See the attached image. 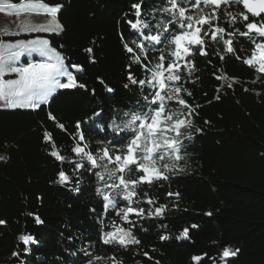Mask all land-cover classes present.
<instances>
[{
  "label": "trees",
  "instance_id": "16d2710c",
  "mask_svg": "<svg viewBox=\"0 0 264 264\" xmlns=\"http://www.w3.org/2000/svg\"><path fill=\"white\" fill-rule=\"evenodd\" d=\"M4 1L15 5L35 1L64 6L57 16L62 32L0 34V43L47 39L87 90L58 89L36 109L0 110V156L5 157L0 160V220L6 221L0 225V264H89L96 256H101L97 261L105 264H113L109 259L113 256L121 264H264V72L256 70L259 66L255 62L251 67L244 63L254 53L256 57L260 55L258 45L264 43V37L255 32L246 37L235 33L231 37L233 53L225 50L222 41L206 40L208 55H200L199 46H193L194 54L187 59L194 63V68H180V87L192 93L189 97L182 91L180 96L192 106V115L174 99L165 101L173 110L174 119L192 122L191 127L181 129L183 134L178 137L184 145L181 160L175 162L177 170L169 173V181L158 182L163 187L138 186V191L158 195L159 202L168 205V211L163 219L130 216L136 222L133 233L141 244L125 250L101 242L103 233L112 231L114 225L131 227L121 218L122 214H116L118 208L104 210V202L95 192L100 187L111 194L113 189L106 185L113 181H98L93 173L101 169H92L74 156L71 147L77 142V122L87 120L94 110H102L104 120L93 117L81 126L87 149L93 153H99L117 136L125 135L121 128L127 117L123 113L143 110V92L147 89L124 88L129 63L137 78L150 75L135 62L143 60L144 53L131 43L134 37L125 22L133 19L130 6L137 0ZM194 3L195 0L184 3L190 15L198 13L191 7ZM163 6L164 0H143V8L150 16L154 7ZM241 12L248 15V21L239 16ZM228 13L237 17L235 24ZM219 19L220 26L228 32H244L248 22L264 24V13L253 17L242 4L230 0L220 11ZM153 23L166 26L163 17ZM121 34L134 48L133 53L125 51ZM161 47L167 68L174 46H154L148 42L149 69L160 63ZM89 48L91 54L86 51ZM93 55L96 62L90 63ZM71 64L82 65L84 70L72 69ZM64 82L67 81L62 79ZM174 83L168 82L169 86ZM108 86L114 93L106 91ZM169 91L170 87L166 88L165 95ZM196 128L202 131L197 133ZM45 133L50 135L49 140L44 139ZM167 135L175 137V132ZM52 151L65 159L57 161L50 154ZM77 162L85 167L77 170ZM163 163L171 166L174 160L158 161L157 166ZM60 171L68 174L70 183L58 182ZM137 175L133 172L126 178L135 179ZM167 191L179 192L180 196L167 197ZM124 203L118 202L119 206ZM140 206L147 210L156 205ZM209 212L212 215H206ZM36 217L42 223H37ZM163 224L167 228L160 226ZM192 224L199 227L191 228ZM185 227L190 229V238H178ZM22 235L32 240L24 244L20 240ZM161 235L168 239L161 240ZM236 249L239 251L235 256H223L225 250ZM13 252L19 256H13Z\"/></svg>",
  "mask_w": 264,
  "mask_h": 264
},
{
  "label": "snow or ice",
  "instance_id": "6c2138e0",
  "mask_svg": "<svg viewBox=\"0 0 264 264\" xmlns=\"http://www.w3.org/2000/svg\"><path fill=\"white\" fill-rule=\"evenodd\" d=\"M186 2L187 0H164V6L154 7L152 9L153 15L151 16L144 10L143 0H137L136 3L130 6L131 10H134L130 13L133 19L126 20L125 22L129 25L134 37L131 43L135 45L136 49L144 53V59H137L135 62L141 64L142 70L150 72V75L146 78H137L132 72V64L126 65V79L128 82L124 84V88L131 90L132 86H138L140 89L146 88L147 91L143 92L145 105L142 111L137 110L131 113H123L127 117L126 122L121 128L125 132V135L123 137L117 136L110 144L103 147L99 153H93L87 149L81 126L92 120L93 117L103 121V111L94 110L87 120L78 121L76 124L78 136L74 137L77 142L71 147L72 154L86 161L92 169H101V171L93 173L98 181L105 183L106 180L113 181L106 185L108 188L113 189L111 194L105 193L100 187H97L95 192L102 198L104 210L118 208L116 214H122L121 218L131 225V227H116L114 225L112 231L104 232L101 237V242L104 245H119L120 248L127 250L131 245L141 244V241L133 233V227L136 226V222L135 220H130V216L153 219H163L166 217L168 205L160 203L158 195L143 189L138 191V186L148 185L151 188L155 184L157 188L163 187V184L158 182L169 181L171 179L169 173L177 170L175 162L181 160L184 145L178 137L183 134L181 129L191 127L192 122L188 119H174L173 110L167 106L165 101H172L174 99L176 104L189 109V116L192 115V106L180 96L182 91L189 97L192 95L191 91L180 87L182 79L180 68L184 67L187 69L189 65L194 68V63L187 59V57L194 54L193 46H199L200 55H208L206 40L210 42L222 41L225 45V50L228 53H233L235 51L233 48L234 40L231 37L235 33L239 32L240 36L246 37L250 33L255 32L259 37H264V24L248 22L245 24L247 31L244 32H240L239 29L228 32L226 28L220 26L219 13L223 9V6L229 4L230 0H195V3L191 7L198 10L197 15L188 14L189 9L184 7V3ZM235 2L242 4L246 12L251 13L253 17L264 13V0H235ZM34 6L31 3L28 5L29 8ZM39 7L43 9L46 15L53 18V22L47 27L40 26L30 28L29 30L37 32H62L64 30L62 25L55 23V19L64 6H46L40 4ZM2 8L3 3H0V10ZM205 9H208V11L205 12ZM20 11H23V9H19L15 14L19 15ZM157 13L159 16L156 15ZM164 13H167L168 16L164 17ZM8 14L11 15L12 13L9 12ZM228 16L231 22L235 24L237 17L231 13H228ZM239 16L244 21L249 20L248 15L244 12H241ZM161 17H163L166 26L158 27L153 21ZM176 28H179L180 31L176 32ZM121 39L125 41L123 34H121ZM148 42L154 46H163L165 43L174 46V51L169 52L171 59H169L166 69L163 64L165 55L162 52V47L159 49L161 50V55L158 57L160 63L155 64L151 69L148 68V64L146 63L148 59L146 51ZM123 46L126 52H134V48L129 46L127 41L124 42ZM258 47L261 51L259 55V67L256 70L264 72V43L259 44ZM86 51L90 54L92 53L91 48ZM25 52L29 54L37 52L40 56L47 57L48 62L29 63L27 67L15 66L13 62L18 60ZM217 54L220 53L217 52ZM220 58L223 60L224 56L220 55ZM236 58L240 59L239 56ZM256 59L257 57L254 53L252 57L245 59L244 63L251 67ZM180 61H183V64ZM95 62L93 55L90 63ZM70 67L80 72L84 70L82 65L71 64ZM9 73L16 74L18 78L4 79L5 75ZM61 77H66L67 82L62 83ZM216 78L220 79L221 77L217 76ZM97 79L100 83H104L102 78L97 77ZM169 81L175 83L169 86ZM191 82L194 83L195 81ZM77 87L87 90V86L78 83L77 78L65 66L64 58L49 47L47 39H36L0 46V101H3V108L36 109L41 104L46 103L57 89ZM169 87L170 91L165 95V89ZM228 87H231V85H228ZM106 91L114 93L115 90L108 86ZM91 92L93 95L95 94L94 89ZM216 98L219 99V97ZM151 105H155V107H151ZM117 117L119 118V114H117ZM105 130H107L106 124ZM173 131L175 132V137L167 135V133ZM201 131L200 128H196L197 133ZM44 139L49 140L50 135L45 133ZM118 140L119 143H117ZM50 154L57 161L65 159L56 151H52ZM4 159V156H0V160ZM165 159L174 160V163L171 166L163 163L158 167L157 162H162ZM102 161L104 163H101ZM109 164H115V167L109 168ZM75 167L79 170L84 168L85 165L77 162ZM133 172L139 175L135 179L126 178L128 174ZM58 182L68 184L71 181L68 174L60 171L58 173ZM165 195L167 197H179L180 193L167 191ZM121 200L125 202L123 206H119L118 204ZM141 204L156 206L146 210L145 207L140 206ZM92 211H95V209H92ZM206 215L210 216L212 213L209 212ZM36 222L42 223L39 217H36ZM3 224H6V221L0 220V225ZM160 226L167 228L166 224ZM190 227L198 228L199 226L192 224ZM189 231L190 229L185 227L178 238L189 239ZM160 239L166 240L168 237L161 235ZM20 240L24 244H28L32 240V237L22 235ZM238 251L239 249L235 251L225 250L223 256H235ZM13 256H19V253L13 252ZM145 256H147V253H145ZM100 259H102L101 256L94 257V260ZM109 259L113 261V264H121V262L116 261L115 256ZM94 260L90 261V264H94Z\"/></svg>",
  "mask_w": 264,
  "mask_h": 264
},
{
  "label": "rangeland",
  "instance_id": "374dc122",
  "mask_svg": "<svg viewBox=\"0 0 264 264\" xmlns=\"http://www.w3.org/2000/svg\"><path fill=\"white\" fill-rule=\"evenodd\" d=\"M0 3H3V5H5V7H3L2 10H0V34L4 36L34 33L37 31H30L29 29L34 28V27H40V26L47 27L51 22H53V18L46 15L43 9L39 7L40 4H44L42 2L29 1V2H21L20 4L15 5V4L6 2L4 0H0ZM30 3L35 6L29 8L28 5ZM46 6H49V5H46ZM19 9H23V11H20V14L16 15L15 13ZM9 12H11L12 14L9 15L8 14ZM55 23H58L57 18L55 19ZM50 33H56V32L54 31ZM36 39H44V38L35 37V38H30V39H20L16 41L1 42L0 46L8 45V44H17L19 42H27V41L36 40ZM35 60H38L39 61L38 63L48 62L47 57H42L37 52H33L30 54L25 52L24 55H22L18 60L14 61L13 63L17 67H27L28 64L26 63V61L28 63L37 64L35 63ZM254 62L259 66V55L257 56V59ZM16 78L18 77L14 73L6 74L4 77V79H16ZM62 79H65L67 81L66 77H61L60 78L61 82H62ZM57 90L49 97L48 101L50 100L52 96L56 94ZM2 105H3V101H0V110H15V109H5L2 107ZM17 109L30 110L28 108H17ZM94 264H105V263H100L99 261L94 260Z\"/></svg>",
  "mask_w": 264,
  "mask_h": 264
},
{
  "label": "crops",
  "instance_id": "0c3cea01",
  "mask_svg": "<svg viewBox=\"0 0 264 264\" xmlns=\"http://www.w3.org/2000/svg\"><path fill=\"white\" fill-rule=\"evenodd\" d=\"M3 7H5V5H3ZM38 62H39L38 60H35V63H38ZM26 63L29 64L27 61H26Z\"/></svg>",
  "mask_w": 264,
  "mask_h": 264
}]
</instances>
